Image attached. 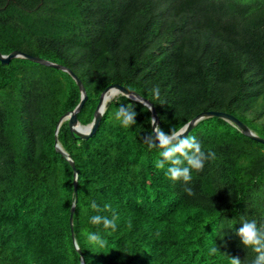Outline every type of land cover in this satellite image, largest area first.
Segmentation results:
<instances>
[{
	"label": "trees",
	"instance_id": "obj_1",
	"mask_svg": "<svg viewBox=\"0 0 264 264\" xmlns=\"http://www.w3.org/2000/svg\"><path fill=\"white\" fill-rule=\"evenodd\" d=\"M15 51L79 77L88 96L82 125L119 85L154 105L165 132L216 111L264 138V0H0V53ZM81 99L66 72L0 61V264H253L257 253L236 230L241 216L264 226L263 144L205 119L188 135L216 159L187 185L173 182L156 167L160 149L144 142L151 111L120 95L92 138L77 137L68 122L60 128L76 193L55 133ZM121 104L138 113L131 127L114 119ZM92 201L99 214L116 213L114 232L90 223ZM85 230L100 232L106 246L90 245Z\"/></svg>",
	"mask_w": 264,
	"mask_h": 264
},
{
	"label": "clouds",
	"instance_id": "obj_2",
	"mask_svg": "<svg viewBox=\"0 0 264 264\" xmlns=\"http://www.w3.org/2000/svg\"><path fill=\"white\" fill-rule=\"evenodd\" d=\"M156 98L160 96L159 87L152 89ZM118 89H109L106 98L115 99L118 97ZM149 111L152 106L146 105ZM138 113L131 105L121 104L114 113V119L123 127H131L137 122ZM153 131L144 138V142L151 148H158L159 159L156 161V167L165 169V174L173 182L183 181L185 185L192 180V171H203L205 163L209 160L216 159V153L209 149L204 150L202 143L194 136L187 135V126L181 128H170L165 132L152 118ZM189 195L194 194L191 188H185ZM91 209L98 214L90 217V223L94 226H103L105 230L115 231L117 229L116 220L118 219L115 212L112 217L99 214L102 210L99 205L92 201ZM105 209L111 211L109 205H105ZM242 225L236 230V235L240 238L245 248H251L257 253L253 264H264V226L258 225L256 219H246L244 216L240 218ZM110 234V233H109ZM84 235L87 242L93 247L104 248L106 241L100 232H90L85 230ZM218 249L213 248L211 252L214 254ZM230 264H242L238 257H231Z\"/></svg>",
	"mask_w": 264,
	"mask_h": 264
},
{
	"label": "water",
	"instance_id": "obj_3",
	"mask_svg": "<svg viewBox=\"0 0 264 264\" xmlns=\"http://www.w3.org/2000/svg\"><path fill=\"white\" fill-rule=\"evenodd\" d=\"M14 59H26V60H29V61L34 62L36 64H40V65L47 66V67H52V68H55L57 70H61L63 72H66L74 79V81L77 83L78 87L80 88L81 96H82L80 104L75 108V110L67 113L66 115H64L60 119L58 127L56 129V133H55L56 151L58 153H60L61 155L66 157V159L69 161L71 167L74 170V188H75L76 193L78 191V171H77L74 160L63 149V147L59 143V138H58L60 128L64 122H68V126H69V129L71 130V132L73 134H75L77 137L81 138L82 140H88V139L92 138L97 133V131L99 129L101 120H102V118L106 112L108 102L113 100V99L106 98V93L108 92L109 89H118L119 90L118 96L122 95V96H125V97L135 101V102L142 103L145 106L146 105L152 106V111H151L152 118H155L157 124L159 123V116L157 115V111H156L154 105L149 100L141 97L139 94H137L133 90H129L123 86L113 85V86H110L109 88H107L102 93L98 107H97L95 115H94L93 121L88 125H82L78 119V115L82 111V108L84 107V105L88 99V96H87L86 88L84 87L82 81L79 79V77L77 75H75L73 73V71H71L69 68H67L63 65L56 64V63L50 62L48 60H45L43 58L28 55V54H25V53L19 52V51H15L9 55H3L0 53V61L2 62L3 65H6V66L9 65L11 63V61ZM108 100H110V101H108ZM213 117H216V118H219V119H222V120H225V121L231 123L243 135H245V136H247V137H249V138H251V139H253V140L264 145V138L258 136L245 123L240 121L235 116H233L231 114L224 113V112L209 111V112H203V113L199 114L197 117H195L193 120H191L189 123H187L185 125V126H187V133L186 134L188 135L197 126V124L200 123L201 121L208 119V118H213ZM152 129H153V125H152ZM76 201H75V203L71 209V216H70L71 229H72L73 236H74L73 217H74L75 208H76ZM74 244H75V248H76L77 252L82 255V252H81V250H80V248L77 245V242L75 240H74ZM82 264H85V259L83 257H82Z\"/></svg>",
	"mask_w": 264,
	"mask_h": 264
},
{
	"label": "bare ground",
	"instance_id": "obj_4",
	"mask_svg": "<svg viewBox=\"0 0 264 264\" xmlns=\"http://www.w3.org/2000/svg\"><path fill=\"white\" fill-rule=\"evenodd\" d=\"M108 101H110V100H108Z\"/></svg>",
	"mask_w": 264,
	"mask_h": 264
}]
</instances>
